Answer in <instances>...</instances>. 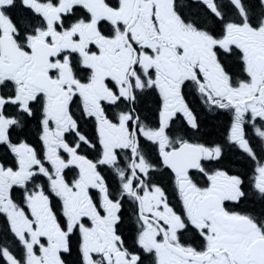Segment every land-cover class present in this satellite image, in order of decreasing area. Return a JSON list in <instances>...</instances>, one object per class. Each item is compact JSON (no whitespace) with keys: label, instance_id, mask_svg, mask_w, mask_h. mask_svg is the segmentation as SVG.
Returning <instances> with one entry per match:
<instances>
[{"label":"snow or ice","instance_id":"obj_1","mask_svg":"<svg viewBox=\"0 0 264 264\" xmlns=\"http://www.w3.org/2000/svg\"><path fill=\"white\" fill-rule=\"evenodd\" d=\"M0 264H264V0H0Z\"/></svg>","mask_w":264,"mask_h":264}]
</instances>
